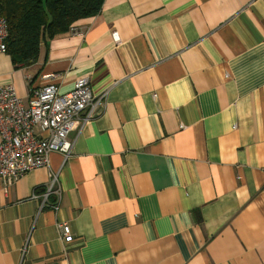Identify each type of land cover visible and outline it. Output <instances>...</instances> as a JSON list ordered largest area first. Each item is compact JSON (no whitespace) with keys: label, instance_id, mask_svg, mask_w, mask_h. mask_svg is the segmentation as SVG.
<instances>
[{"label":"crops","instance_id":"obj_1","mask_svg":"<svg viewBox=\"0 0 264 264\" xmlns=\"http://www.w3.org/2000/svg\"><path fill=\"white\" fill-rule=\"evenodd\" d=\"M52 72L106 94L0 192V264H264V0H104L33 64L0 53L23 100Z\"/></svg>","mask_w":264,"mask_h":264},{"label":"built area","instance_id":"obj_2","mask_svg":"<svg viewBox=\"0 0 264 264\" xmlns=\"http://www.w3.org/2000/svg\"><path fill=\"white\" fill-rule=\"evenodd\" d=\"M7 21L0 16V53L6 52ZM113 41L119 40L112 31ZM57 73L42 76L44 84L32 88L26 100L13 84L0 85V192L9 188L26 172L48 165L52 151L67 157L72 150L69 134L78 123L84 125L97 115L106 92L96 95L88 77L77 79L71 90L60 91ZM44 199L59 194L57 174H50ZM45 202V201H44ZM53 208L57 203L51 204ZM60 238L71 241L67 223L57 224Z\"/></svg>","mask_w":264,"mask_h":264},{"label":"trees","instance_id":"obj_3","mask_svg":"<svg viewBox=\"0 0 264 264\" xmlns=\"http://www.w3.org/2000/svg\"><path fill=\"white\" fill-rule=\"evenodd\" d=\"M104 0H0L7 21L6 53L15 66L33 64L42 43L68 32L79 19L96 15Z\"/></svg>","mask_w":264,"mask_h":264}]
</instances>
